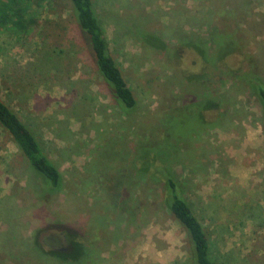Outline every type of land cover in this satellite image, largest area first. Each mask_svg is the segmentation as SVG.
<instances>
[{
  "label": "rangeland",
  "instance_id": "1",
  "mask_svg": "<svg viewBox=\"0 0 264 264\" xmlns=\"http://www.w3.org/2000/svg\"><path fill=\"white\" fill-rule=\"evenodd\" d=\"M93 7L134 110L112 96L70 0H34L32 28H0V97L63 176L46 189L0 126V264H187L162 184L137 168L146 148L175 171L213 264H264V117L250 84L264 81V0Z\"/></svg>",
  "mask_w": 264,
  "mask_h": 264
},
{
  "label": "trees",
  "instance_id": "2",
  "mask_svg": "<svg viewBox=\"0 0 264 264\" xmlns=\"http://www.w3.org/2000/svg\"><path fill=\"white\" fill-rule=\"evenodd\" d=\"M32 1L34 0H0V28L9 25L17 32L32 28L37 20L36 16L30 11ZM70 2L76 23L83 35L89 53L97 70L107 83L112 96L124 111L134 110L137 105V98L129 87L122 69L111 54L103 27L95 13L93 0H70ZM149 38L152 44L158 47L163 45L159 37L151 35ZM250 84L254 94L260 101L264 117V81L254 76L250 80ZM211 107L213 108L214 104L208 102L204 109ZM0 126L11 135L20 152L41 178L45 188L49 191L58 190L63 181L59 168L47 156L28 125L1 97ZM146 149H142V152L137 153L139 164H136L137 168L139 172L156 178L162 184L164 203L186 233L189 253L187 264H213L210 255V242L205 228L194 213L190 202L183 195L175 171L161 162L159 159L161 153L151 154ZM62 236L66 239L68 247L73 244V250L71 247L73 255L76 252L78 253L81 249L78 235L74 232L64 231ZM63 257L61 256V258ZM72 258H75V256H72Z\"/></svg>",
  "mask_w": 264,
  "mask_h": 264
}]
</instances>
